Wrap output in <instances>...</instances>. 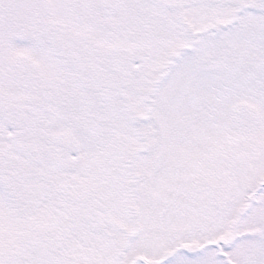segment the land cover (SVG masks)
<instances>
[{
    "label": "snow or ice",
    "instance_id": "1",
    "mask_svg": "<svg viewBox=\"0 0 264 264\" xmlns=\"http://www.w3.org/2000/svg\"><path fill=\"white\" fill-rule=\"evenodd\" d=\"M0 264H264V0H0Z\"/></svg>",
    "mask_w": 264,
    "mask_h": 264
}]
</instances>
